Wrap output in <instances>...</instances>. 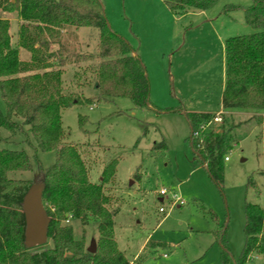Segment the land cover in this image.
<instances>
[{
	"label": "rangeland",
	"instance_id": "obj_1",
	"mask_svg": "<svg viewBox=\"0 0 264 264\" xmlns=\"http://www.w3.org/2000/svg\"><path fill=\"white\" fill-rule=\"evenodd\" d=\"M100 1L112 31L145 67L150 109L135 108L125 98L96 102L94 80L84 72L93 63L75 58L98 53L97 32L82 28L64 35L62 80L66 92L91 102L63 110L61 121L65 142L78 152L88 181L102 185L107 209L117 212L113 237L118 250L127 261L143 264H222L224 250L232 258L229 264H238L245 241V205L264 211V111L221 112L223 44L229 37L253 32L242 9L254 0H219L204 12L179 17L161 0ZM227 7L237 9L222 13ZM18 26L10 21L13 44ZM19 60H29V54L19 49ZM0 112L5 114L1 96ZM182 112L220 113L221 122L210 127L233 129L221 183L215 184L193 155ZM79 117L85 118L82 130ZM26 129L12 136L0 128V150L26 153L30 171L10 172L8 177L31 184L39 181L41 166L54 162V153H35L28 146L32 139ZM113 161L114 174L102 183L103 169ZM161 190L167 192L164 197ZM68 221L62 224L72 227L75 240L84 235L85 249L96 244V222L82 227ZM45 245L50 242L41 247ZM244 264H264V251L253 253Z\"/></svg>",
	"mask_w": 264,
	"mask_h": 264
},
{
	"label": "trees",
	"instance_id": "obj_2",
	"mask_svg": "<svg viewBox=\"0 0 264 264\" xmlns=\"http://www.w3.org/2000/svg\"><path fill=\"white\" fill-rule=\"evenodd\" d=\"M176 17L204 12L219 0H161ZM237 9L227 7L222 13ZM245 23L252 33L229 37L224 41L225 79L221 107L228 111H264V0H254L243 8ZM0 96L5 114L0 112V128L10 135L30 134L28 146L35 153H54V162L40 167L38 182L10 179L8 173L30 171L24 151L0 150V264H143L127 261L113 237V218L109 199L102 185L88 181L87 171L75 148L65 142L61 113L73 106L91 102L80 99L63 87L64 35L87 28L97 32L96 55L79 54L78 62L93 63L89 71L100 99L125 98L135 108L150 109L149 82L145 67L127 42L116 35L105 18L100 0H0ZM19 23L17 41L12 43L10 21ZM74 39V37L71 35ZM65 39V38H64ZM56 46L53 53L51 47ZM19 49L29 60H19ZM63 55V56H62ZM96 62V63H95ZM189 127V145L215 183L222 181V161L232 149V128L210 127L216 114L182 112ZM79 128L85 121L79 117ZM198 136L193 137L194 134ZM116 161L105 166L102 183L112 178ZM264 176V167L262 171ZM35 184H41L42 203L49 220L47 241L50 246L29 249L25 245L24 196ZM264 191V183H263ZM244 247L238 264L253 253L264 251V211L246 204ZM82 227L97 223L98 239L94 253L84 247V235L73 238L68 219ZM69 222V221H68ZM222 244V235L218 236ZM232 260L223 250L221 263Z\"/></svg>",
	"mask_w": 264,
	"mask_h": 264
},
{
	"label": "water",
	"instance_id": "obj_3",
	"mask_svg": "<svg viewBox=\"0 0 264 264\" xmlns=\"http://www.w3.org/2000/svg\"><path fill=\"white\" fill-rule=\"evenodd\" d=\"M41 184L33 185L23 198L22 213L25 220L24 240L29 249L41 247L47 241V229L49 220L42 203ZM94 253L93 244L88 250Z\"/></svg>",
	"mask_w": 264,
	"mask_h": 264
},
{
	"label": "built area",
	"instance_id": "obj_4",
	"mask_svg": "<svg viewBox=\"0 0 264 264\" xmlns=\"http://www.w3.org/2000/svg\"><path fill=\"white\" fill-rule=\"evenodd\" d=\"M220 115H221L220 113H219V114H216L215 118L213 119L212 124L221 122ZM197 136H198V135L195 133L193 137L196 138ZM224 160L226 161V160H227V157H225ZM166 193H167V192H166L165 190H161V191L159 192V195H160L161 197H164V196L166 195ZM159 212H160V213H164L163 208H160V209H159ZM66 223L68 224L69 222L66 221Z\"/></svg>",
	"mask_w": 264,
	"mask_h": 264
},
{
	"label": "crops",
	"instance_id": "obj_5",
	"mask_svg": "<svg viewBox=\"0 0 264 264\" xmlns=\"http://www.w3.org/2000/svg\"><path fill=\"white\" fill-rule=\"evenodd\" d=\"M17 22V21H16ZM18 23V22H17ZM221 104V103H220ZM221 112H225L222 110V107H221ZM159 202H162V199L159 200Z\"/></svg>",
	"mask_w": 264,
	"mask_h": 264
}]
</instances>
